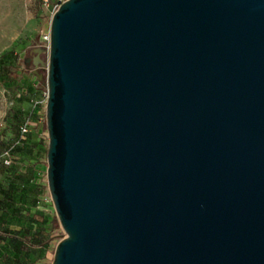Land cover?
<instances>
[{"label":"water","instance_id":"1","mask_svg":"<svg viewBox=\"0 0 264 264\" xmlns=\"http://www.w3.org/2000/svg\"><path fill=\"white\" fill-rule=\"evenodd\" d=\"M48 37L49 264H264V0H64Z\"/></svg>","mask_w":264,"mask_h":264},{"label":"rangeland","instance_id":"2","mask_svg":"<svg viewBox=\"0 0 264 264\" xmlns=\"http://www.w3.org/2000/svg\"><path fill=\"white\" fill-rule=\"evenodd\" d=\"M51 13L42 0H0V153L11 145L16 153L10 166L0 159V264H49L63 235L45 183V68L37 61L38 79L24 62L37 47L39 61H46L42 36ZM23 121L29 129L20 140L16 127ZM43 238L46 244L35 245ZM20 242L31 246L19 249Z\"/></svg>","mask_w":264,"mask_h":264},{"label":"built area","instance_id":"3","mask_svg":"<svg viewBox=\"0 0 264 264\" xmlns=\"http://www.w3.org/2000/svg\"><path fill=\"white\" fill-rule=\"evenodd\" d=\"M64 0H53L52 2L48 1V0H42V4L45 5V8L50 7V11H54V9L58 6L59 3H61ZM48 32H46L43 36H42V41L44 42L45 45V50H47V46H48ZM2 119L0 117V133L2 130ZM29 129V122L28 121H23L21 122L18 127H17V131H18V136L19 139L22 138V136L24 134L27 133ZM17 142V141H16ZM12 147L13 145L6 147L5 149H3L0 153V159H1V163L5 166H8L11 164L12 160H13V153H12Z\"/></svg>","mask_w":264,"mask_h":264},{"label":"trees","instance_id":"4","mask_svg":"<svg viewBox=\"0 0 264 264\" xmlns=\"http://www.w3.org/2000/svg\"><path fill=\"white\" fill-rule=\"evenodd\" d=\"M20 123H21V122H20ZM20 123H19V124H20ZM19 124H18V125H19ZM18 125H17V127H18ZM17 127H16V131H17ZM17 133H18V131H17ZM24 135H25V134H24ZM24 135L22 136V138H20V140H23V139H24ZM12 153H13V156H14V157H13V160H12V162H13V161L16 159V153H15V151H13V149H12ZM12 162H11V164H12ZM11 164H10V165H11ZM10 165H8V166H10ZM49 223H50V227H49V231H50V230H52L53 227H54V225H53V224H54L53 219H51ZM34 243H35V245H38V246L41 247V246H43L44 244H46V239L43 238V239H41V240H39V241H37V242H36V239H35ZM27 246H31V244L26 243V242H20L19 249H22V250H23V249H25Z\"/></svg>","mask_w":264,"mask_h":264},{"label":"flooded vegetation","instance_id":"5","mask_svg":"<svg viewBox=\"0 0 264 264\" xmlns=\"http://www.w3.org/2000/svg\"><path fill=\"white\" fill-rule=\"evenodd\" d=\"M40 53V52H39ZM39 53H36L34 50H33V56H31L30 58H26L24 59V62L25 63H28V62H31V64H33V62H37L39 60Z\"/></svg>","mask_w":264,"mask_h":264}]
</instances>
